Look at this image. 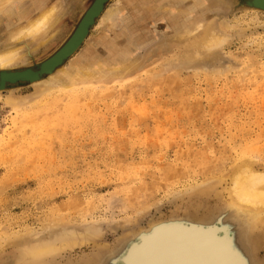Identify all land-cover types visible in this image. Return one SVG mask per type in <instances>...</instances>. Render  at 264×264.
Wrapping results in <instances>:
<instances>
[{
    "label": "rangeland",
    "instance_id": "374dc122",
    "mask_svg": "<svg viewBox=\"0 0 264 264\" xmlns=\"http://www.w3.org/2000/svg\"><path fill=\"white\" fill-rule=\"evenodd\" d=\"M93 1L21 0L0 21V43L9 44L18 26L58 3V20L20 50L24 60L31 54L40 61L71 35ZM222 1L215 11L210 5L198 8L203 29L180 42L171 36L179 24L172 4L162 9L157 0L149 1L154 11L137 18L133 0H110L107 8L118 7L119 15L105 25L98 20L65 69L77 66L84 52L101 57L113 44L126 64L142 61L152 45L170 47L142 77H91L79 94L53 90L37 97L42 87L30 84L0 94V234L26 226L40 230L48 214L80 217L84 211L85 222L74 225L102 229L110 253L125 231L141 224L148 230L149 220L163 214L196 209L212 219L228 208L224 200L237 161L248 155L264 166V12ZM211 23L227 40L198 50ZM70 113L87 118L77 125ZM204 184L213 188L187 194ZM129 202L150 212L121 210ZM14 250L0 251V258ZM93 251L90 243L67 255L78 259Z\"/></svg>",
    "mask_w": 264,
    "mask_h": 264
},
{
    "label": "bare ground",
    "instance_id": "6f19581e",
    "mask_svg": "<svg viewBox=\"0 0 264 264\" xmlns=\"http://www.w3.org/2000/svg\"><path fill=\"white\" fill-rule=\"evenodd\" d=\"M20 1L0 0V21L3 15H9L13 8L18 7ZM109 1L94 0L71 35L56 51L40 61L34 60L31 54L28 56V53L29 58L24 60L20 50L27 46L28 40L39 41L42 34L58 20L59 4L55 3L40 11L36 17L18 26L12 35L10 34L9 44L7 41L5 45L0 43V48L4 47L0 49V94L22 84L42 87L36 94L37 97L42 95V98L53 90H58V93L62 94H79L86 90L84 86L86 81L92 79L91 77L109 81L127 77V73L130 75L128 77L130 80L140 75L141 71L159 55L171 49L161 42L152 45L142 61L133 59L126 64L120 56L119 47L113 44L108 50L106 49L107 57L104 53L101 57H90V52L87 54L84 52L77 57L76 62L74 61L77 66L71 65L65 69L67 62L87 41L96 22L100 20L99 24L105 25L109 21H114L119 15L118 7L107 8ZM157 1L158 8L164 9L167 4H172V10L178 11L171 15L174 21L179 23L178 30L171 36L179 38L180 42L185 41L190 34L203 29V19L201 21L197 16L198 8L201 11V8L210 5L215 11L223 2L222 0ZM10 3L13 4L12 7L6 11L4 9L3 13L1 9ZM237 3L239 8L251 7L256 11L264 12V0H244L243 5L237 0ZM131 4L137 13L135 15L137 18H144L154 11L145 0H133ZM193 20L196 21L194 25L188 27V22ZM227 37L216 24L211 23L205 33L206 39L201 43L197 42L195 46L198 50L200 46L209 43H217L218 46V41L224 42ZM115 56L116 60L112 58ZM24 61L26 62L24 65L13 67ZM121 70L124 74L120 73ZM108 71H113L111 72L113 74ZM108 73L111 75L106 76ZM150 75L151 78L156 77L154 74ZM73 110L74 108H70V112ZM68 117L74 118V123L77 125L81 123L82 118H87L86 115L79 117L73 113L68 114ZM256 162V158L248 155L237 161L228 188L229 198L224 200L228 208L215 217L212 215V219L199 216L196 209L183 212L177 209L172 211L169 217L162 213L163 216L149 220L151 227L148 230H142L141 224L137 228L125 231L119 237L121 241L117 249L109 253L110 244L108 241H103L102 229L97 231L75 226L78 219L85 222L84 211L79 214L80 217L68 212L52 213L41 222L40 230L26 226L20 231L10 233L7 229L4 234H0V251L8 247L15 248L14 254L9 253L0 258V264H264V256L261 257V252L264 250V166L258 167ZM201 188L212 189L213 186L211 187V184L196 186L187 194ZM125 201L127 200L122 198V202ZM117 202L114 198L112 201L114 207H117ZM136 203L129 202L130 205L126 206L123 204L124 206H120L121 210L130 207L142 209L138 211L140 216L150 212L144 205L141 208L135 207ZM90 243L94 248L90 254L78 259L67 255Z\"/></svg>",
    "mask_w": 264,
    "mask_h": 264
},
{
    "label": "water",
    "instance_id": "95a60500",
    "mask_svg": "<svg viewBox=\"0 0 264 264\" xmlns=\"http://www.w3.org/2000/svg\"><path fill=\"white\" fill-rule=\"evenodd\" d=\"M94 2V1H93Z\"/></svg>",
    "mask_w": 264,
    "mask_h": 264
}]
</instances>
